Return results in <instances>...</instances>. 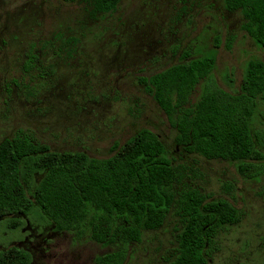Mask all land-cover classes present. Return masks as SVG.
<instances>
[{"label": "rangeland", "instance_id": "374dc122", "mask_svg": "<svg viewBox=\"0 0 264 264\" xmlns=\"http://www.w3.org/2000/svg\"><path fill=\"white\" fill-rule=\"evenodd\" d=\"M0 3V142L32 134L56 151L112 155L140 129L165 143L175 164L187 170L178 188L198 187L229 200L242 220L224 226L208 264H264V174L248 178L235 162L188 154L176 144V129L140 82L184 59L210 50L214 75L225 89H239L251 58L264 48L242 28L240 11L223 0H121L113 12L95 13L80 0H3ZM234 75L233 85L225 79ZM200 83L192 98L202 92ZM264 129V101L254 119ZM38 175L36 180H40ZM18 227L12 228V219ZM181 224L174 206L164 223L130 246L125 264H169ZM29 251L32 264H95L115 250L91 238L56 230L36 207L33 214L0 219V248Z\"/></svg>", "mask_w": 264, "mask_h": 264}, {"label": "trees", "instance_id": "16d2710c", "mask_svg": "<svg viewBox=\"0 0 264 264\" xmlns=\"http://www.w3.org/2000/svg\"><path fill=\"white\" fill-rule=\"evenodd\" d=\"M120 1L92 0L94 12H113ZM223 1L228 11L242 13L243 30L264 48V0ZM216 61L215 50L186 56L140 82L176 129V144L184 152L235 162L242 175L259 177L264 174V129H257L254 119L264 101V60H248L234 91L217 82ZM225 79L233 85L232 72ZM200 83L202 92L193 100ZM113 151L101 158L52 150L26 132L6 137L0 142V219L30 216L38 207L56 230L78 239L90 231L93 240L116 245L97 256L95 264H125L130 246L142 242L145 231L161 228L176 206L181 231L169 264H208L220 230L239 223L242 211L198 187L179 189L186 167L175 164L150 128L116 143ZM12 223L16 228L23 220ZM0 264H32V257L19 246L0 248Z\"/></svg>", "mask_w": 264, "mask_h": 264}, {"label": "flooded vegetation", "instance_id": "af4514ba", "mask_svg": "<svg viewBox=\"0 0 264 264\" xmlns=\"http://www.w3.org/2000/svg\"><path fill=\"white\" fill-rule=\"evenodd\" d=\"M64 1H74V0H64ZM80 1L85 2L86 4H88L89 5V10L94 12V6H93V3H92V0H80ZM0 3L3 4L4 1L0 0Z\"/></svg>", "mask_w": 264, "mask_h": 264}]
</instances>
